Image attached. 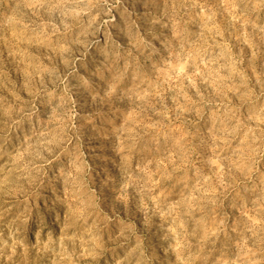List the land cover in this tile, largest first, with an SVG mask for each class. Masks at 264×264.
I'll use <instances>...</instances> for the list:
<instances>
[{
	"label": "rangeland",
	"instance_id": "1",
	"mask_svg": "<svg viewBox=\"0 0 264 264\" xmlns=\"http://www.w3.org/2000/svg\"><path fill=\"white\" fill-rule=\"evenodd\" d=\"M0 264H264V0H0Z\"/></svg>",
	"mask_w": 264,
	"mask_h": 264
}]
</instances>
